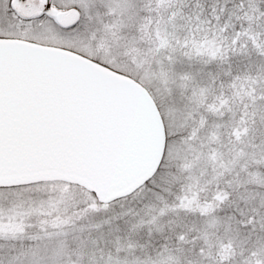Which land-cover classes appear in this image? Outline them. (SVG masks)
Instances as JSON below:
<instances>
[{"label": "snow or ice", "instance_id": "obj_1", "mask_svg": "<svg viewBox=\"0 0 264 264\" xmlns=\"http://www.w3.org/2000/svg\"><path fill=\"white\" fill-rule=\"evenodd\" d=\"M0 264H264V0H0Z\"/></svg>", "mask_w": 264, "mask_h": 264}]
</instances>
